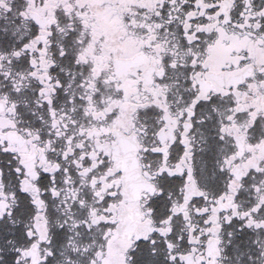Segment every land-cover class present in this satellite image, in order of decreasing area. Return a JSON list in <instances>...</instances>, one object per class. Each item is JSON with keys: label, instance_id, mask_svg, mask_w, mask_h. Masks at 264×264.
<instances>
[{"label": "snow or ice", "instance_id": "6c2138e0", "mask_svg": "<svg viewBox=\"0 0 264 264\" xmlns=\"http://www.w3.org/2000/svg\"><path fill=\"white\" fill-rule=\"evenodd\" d=\"M0 264H264V0H0Z\"/></svg>", "mask_w": 264, "mask_h": 264}]
</instances>
